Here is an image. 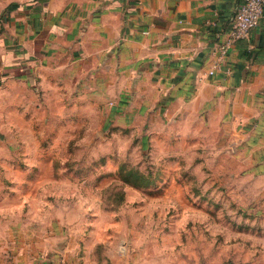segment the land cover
<instances>
[{
	"label": "rangeland",
	"instance_id": "rangeland-1",
	"mask_svg": "<svg viewBox=\"0 0 264 264\" xmlns=\"http://www.w3.org/2000/svg\"><path fill=\"white\" fill-rule=\"evenodd\" d=\"M116 79L51 57L0 81V239L31 262L264 264L262 164L216 110L123 106Z\"/></svg>",
	"mask_w": 264,
	"mask_h": 264
},
{
	"label": "crops",
	"instance_id": "crops-1",
	"mask_svg": "<svg viewBox=\"0 0 264 264\" xmlns=\"http://www.w3.org/2000/svg\"><path fill=\"white\" fill-rule=\"evenodd\" d=\"M241 2L0 0V81L51 57L77 58L117 77L123 106L216 110L249 163L264 168V12L209 74ZM67 255L49 248L31 262L8 236L0 239V264H59Z\"/></svg>",
	"mask_w": 264,
	"mask_h": 264
},
{
	"label": "built area",
	"instance_id": "built-area-1",
	"mask_svg": "<svg viewBox=\"0 0 264 264\" xmlns=\"http://www.w3.org/2000/svg\"><path fill=\"white\" fill-rule=\"evenodd\" d=\"M264 12V0H242L233 15L232 24L225 34V38L216 46L214 52L218 56L209 74L213 75L220 65V59L227 55L229 49L240 39L245 38L255 29ZM59 264H69L61 262Z\"/></svg>",
	"mask_w": 264,
	"mask_h": 264
}]
</instances>
